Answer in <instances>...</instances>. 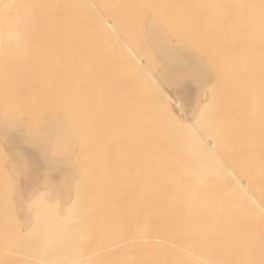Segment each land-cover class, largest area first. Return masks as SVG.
I'll list each match as a JSON object with an SVG mask.
<instances>
[{
	"label": "bare ground",
	"instance_id": "6f19581e",
	"mask_svg": "<svg viewBox=\"0 0 264 264\" xmlns=\"http://www.w3.org/2000/svg\"><path fill=\"white\" fill-rule=\"evenodd\" d=\"M0 140L2 264H264V0H0Z\"/></svg>",
	"mask_w": 264,
	"mask_h": 264
},
{
	"label": "rangeland",
	"instance_id": "374dc122",
	"mask_svg": "<svg viewBox=\"0 0 264 264\" xmlns=\"http://www.w3.org/2000/svg\"><path fill=\"white\" fill-rule=\"evenodd\" d=\"M158 63H159V62H158ZM249 96H250V95H249ZM173 101H174V100L171 98V96H170V97H167V99H166V102H167V103H170V102H173ZM248 101H251V99H249V97H248V99H247L246 102H248ZM246 102H245V103H246ZM0 142H1V140H0ZM2 143H3V142H2ZM2 143H1V144H2ZM1 144H0V147L3 146V145H1ZM3 151H4V152H3ZM1 152H2V154H0V157H1L0 160H1L2 162H0V165L3 163V164H2L3 167L0 166V168H2V169L4 168V169H3V170H2V169L0 170V176H1V177H0V181L2 180V178H4L5 173L8 172V169H7V168H8V166H7V162H5L6 154H4V153H5L6 151H5V149H4V146H3V149L0 151V153H1ZM4 157H5V158H4ZM3 161H4L5 163H4ZM5 168H6V169H5ZM4 171H6V172H4ZM6 176H7V175H6ZM8 177H9V176H8ZM9 180H10V179H9ZM10 181H11V180H10ZM10 181H8L9 184H10ZM8 182H7V183H8ZM8 188H9V187H8ZM11 189L13 190V188H11ZM8 194H9V193H8ZM12 196H13V195H12ZM8 197H10V196H8ZM7 199H8V198H7ZM10 199H11V198H9V200H10ZM12 199H13V198H12ZM9 200H8V201H9ZM9 203H10V202H9ZM12 204H13V203H12ZM10 205H11V204H10ZM12 208H13V207H12ZM8 210H9V209H8ZM12 210H13V209H12ZM12 210H11V211H12ZM13 211H14V210H13ZM8 216H9V215H8ZM9 218H10V217H8V220H6V224H7V225H8V223H10V222L12 221V218H10V219H9ZM6 219H7V218H6ZM9 220H11V221L8 222ZM7 222H8V223H7ZM2 223H5V222L2 221ZM6 224H4V228L6 227ZM10 224H11V223H10ZM10 224H9V228H10ZM0 227H1V225H0ZM7 227H8V226H7ZM2 229H3V226L1 227V230H2ZM7 229H8V228H7ZM7 229H6V230H7ZM1 230H0V231H1ZM4 231H5V229H4ZM8 231H9V230H8ZM2 232H3V230H2ZM5 232H6V231H5ZM11 232H12V231H11ZM3 233H4V232H3ZM15 233H16V232H15ZM11 234H12V233H11ZM8 235H9V234H8ZM14 235H15V234H14ZM14 235H12V237H13ZM6 236H7V235H6ZM0 237H2V236H0ZM7 237H8V236H7ZM10 237H11V236H10ZM0 239H1V238H0ZM4 240H5V239H4ZM11 240L13 241L14 238H13V239L11 238ZM15 241H16V240H15ZM15 241H14V242H11L10 244L7 243V246H8V244H9V245H11L12 243L14 244ZM9 242H10V241H9ZM1 243H2V242H1ZM1 243H0V244H1ZM4 243H5V242H4ZM13 244H12V245H13ZM2 245H4V244H2ZM0 246H1V245H0ZM7 246H6V247H7ZM2 247H3V246H2ZM6 247H5V249H7ZM10 247H11V246H10ZM0 250L3 251V252H4V251L6 252L7 250L10 251L9 248H8L7 250H3V249H0ZM5 252H4V253H5ZM4 253L1 254V252H0V254H1V256H0V261H1L2 259L4 260L5 257L1 258L2 255L4 256ZM5 254H7V253H5ZM3 260L0 262V264L5 263V261H10V262L12 261V262H13V259H5L4 262H3ZM10 262H6V264H7V263L9 264ZM14 262H15V261H14ZM12 264H14V263H12Z\"/></svg>",
	"mask_w": 264,
	"mask_h": 264
}]
</instances>
